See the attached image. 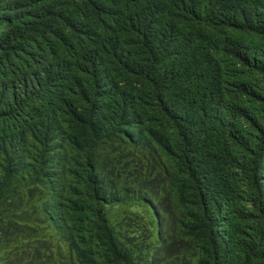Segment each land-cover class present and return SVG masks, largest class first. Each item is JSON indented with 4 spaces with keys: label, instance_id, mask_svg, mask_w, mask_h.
Returning <instances> with one entry per match:
<instances>
[{
    "label": "trees",
    "instance_id": "16d2710c",
    "mask_svg": "<svg viewBox=\"0 0 264 264\" xmlns=\"http://www.w3.org/2000/svg\"><path fill=\"white\" fill-rule=\"evenodd\" d=\"M0 264H264V0H0Z\"/></svg>",
    "mask_w": 264,
    "mask_h": 264
}]
</instances>
